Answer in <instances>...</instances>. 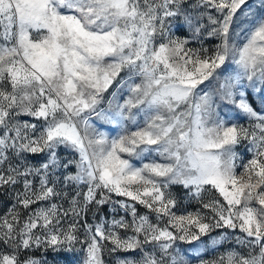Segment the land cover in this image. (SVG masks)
I'll use <instances>...</instances> for the list:
<instances>
[{
  "label": "snow or ice",
  "instance_id": "1",
  "mask_svg": "<svg viewBox=\"0 0 264 264\" xmlns=\"http://www.w3.org/2000/svg\"><path fill=\"white\" fill-rule=\"evenodd\" d=\"M0 192V264H264V0H0Z\"/></svg>",
  "mask_w": 264,
  "mask_h": 264
},
{
  "label": "rangeland",
  "instance_id": "2",
  "mask_svg": "<svg viewBox=\"0 0 264 264\" xmlns=\"http://www.w3.org/2000/svg\"><path fill=\"white\" fill-rule=\"evenodd\" d=\"M250 2H251V0H250ZM212 43H215V41H213V40H206L205 41L206 46L207 45H211ZM110 91H112V90L110 89ZM249 100H250V102H252L253 107L256 108L257 110H259V108L261 107L260 98L250 95L249 96ZM121 102H122V98H121ZM230 114L233 115V116H236L234 108L231 109ZM236 118L240 119V121L242 123L245 122L242 117L236 116ZM23 119H29V118L28 117H23ZM114 127L115 126H113V125L104 124L103 128L101 130L108 131L110 133V135L114 136V135H116V132L113 131ZM238 151H242V149H238ZM59 155L63 159L70 158L69 153L63 148L60 149ZM30 159L32 160L33 163L39 164L41 161H43L44 157L41 155V156L30 157ZM144 162H148V161L145 160ZM134 163H136L137 166H139L140 161H134ZM71 170L74 171V168L71 169ZM173 190L177 193L178 197H183V195H184V190L183 189L174 188ZM11 203H12L11 196L7 195V194H5L3 192H0V215L4 214L7 211V209L11 206ZM65 206H67V205H65ZM184 206H187L188 210H193L197 205H196L195 201H191V202L185 201V202L182 203L181 207H184ZM33 207H35V206H33ZM138 207H139V211L141 213L146 211L142 206H138ZM112 215H117V218H119V215H123V212L121 210L117 214L110 205H105V206H103V208L100 209L99 214L95 218L93 217V213L92 212L88 213V217L87 218H88V222L89 223H93V222H95V220H98L101 217H107V218L110 219ZM219 231H221V230H218V232ZM212 235L216 236L217 233H213ZM203 240H204L205 244H210V241H209L208 237H204ZM232 246L233 245L230 244V243H224L222 246H219L217 248V251H215V252L212 251L211 248L209 247V250L204 253V258L205 259H211L214 256L218 255L220 252H224L226 249H229ZM193 247H194V245L181 244L180 245V250L184 251L186 249H191ZM237 250H240V249L238 248ZM37 255H39V253H37ZM118 255H120V254H118ZM105 257H106L107 264H115V257H113L111 255H108L107 253L105 254ZM75 258L76 257H74V256H67L65 254L55 255L54 256L51 253L49 254V257H48L50 262H54V261L59 260V261H61V264H65V262L73 260Z\"/></svg>",
  "mask_w": 264,
  "mask_h": 264
}]
</instances>
